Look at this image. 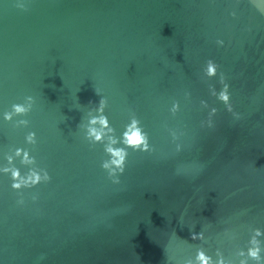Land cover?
Segmentation results:
<instances>
[{"label":"water","instance_id":"water-1","mask_svg":"<svg viewBox=\"0 0 264 264\" xmlns=\"http://www.w3.org/2000/svg\"><path fill=\"white\" fill-rule=\"evenodd\" d=\"M16 3L0 0V112L25 96L35 103L28 127L0 124V163L28 148L50 180L14 192L0 176V264H182L196 247L237 264L252 229L264 232V4ZM209 59L238 119L209 95L219 88L202 75ZM95 90L115 135L135 116L153 149L129 151L116 185L100 168L103 146L77 128L101 98ZM201 101L218 109L212 128L202 127ZM30 131L34 146L24 144ZM169 131L183 133L179 154Z\"/></svg>","mask_w":264,"mask_h":264},{"label":"clouds","instance_id":"clouds-1","mask_svg":"<svg viewBox=\"0 0 264 264\" xmlns=\"http://www.w3.org/2000/svg\"><path fill=\"white\" fill-rule=\"evenodd\" d=\"M28 0H17L16 7L21 11L26 10ZM264 4V0H260ZM230 16L235 17V13H230ZM217 47H224L223 40H216ZM202 75L206 80H216L219 88L210 86L208 89L210 97L223 106L226 113L238 119L239 116L233 111L231 102V94L229 84L226 82L223 74L219 73V65L212 59L207 60L201 69ZM100 96L98 104L90 108L87 113L82 116L80 124L77 128L83 133V139L90 145H102L104 159L100 168L106 173L107 179L114 185L120 183L119 177L125 172L126 161L131 152L151 153L153 149L150 147L149 137L140 125V121L131 116L128 123L124 125L119 137L115 135L114 129L110 126L108 117L105 115L107 101L95 90ZM35 101L32 96H25L23 102L13 103L9 110L0 112V124H9L15 121L14 128L28 127V120L24 117L32 111ZM201 107L208 109V119L202 123V127L212 128L213 117L217 115L216 107L208 106L206 101H201ZM179 110L177 103H172L169 112L175 115ZM172 143L175 145L174 152L179 154L183 147L178 140L183 133L177 131H169ZM36 143V134L28 132L24 136V144L34 146ZM19 162V167L16 162ZM35 158L31 155L28 148L16 147L2 157L0 163V176H7L10 180V189L14 192H19L21 189H33L41 183H47L50 180L48 173L43 169L34 167ZM21 168L27 169L21 172ZM35 201V197H33ZM18 205H22V200H17ZM264 237V232L259 228L252 229L247 244L244 248L236 252L239 257L237 264H264V243L261 238ZM190 239L193 242L204 241V231L192 232ZM43 259V257H41ZM182 264H233V261L225 258L222 251L217 248L215 252L209 254L203 247H196L194 254L183 260Z\"/></svg>","mask_w":264,"mask_h":264}]
</instances>
